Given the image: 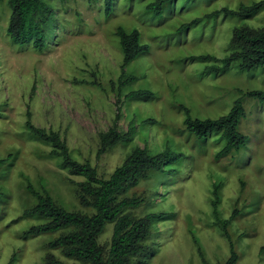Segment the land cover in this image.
Instances as JSON below:
<instances>
[{
	"label": "rangeland",
	"instance_id": "rangeland-1",
	"mask_svg": "<svg viewBox=\"0 0 264 264\" xmlns=\"http://www.w3.org/2000/svg\"><path fill=\"white\" fill-rule=\"evenodd\" d=\"M53 17L46 27L47 46L15 44L7 29L11 8L0 2V264H47L50 254L68 264H84L65 257L48 242L61 232L24 237L23 232L44 222L25 216L36 204L29 190L49 192L69 211L91 214L79 202L74 175L51 146L27 126L59 132L72 157L90 162L99 176L108 178L135 146L157 153L170 147L186 157L171 167L176 173L153 172L131 187L125 196L143 198L127 211L136 216L168 213L154 222L153 254L132 264L225 263L231 242L238 255L235 264H264V102L247 93L264 90V67L241 70L235 63L225 72L205 71L217 63L201 62L197 55L223 58L231 53L235 27H264V8L240 17V4L259 0H176L163 14L146 10L153 0H113L107 15L105 0H46ZM220 10L219 13H216ZM137 28L149 52L131 62L126 71L136 79L119 90L123 54L116 28ZM132 90H149L151 96L130 99ZM242 99L245 108L239 129L249 136L239 150L220 158L224 146L219 135L201 139L184 124L185 108L194 118H216ZM120 107V109H119ZM120 116L117 118V114ZM118 120L121 131L135 127L133 140L98 155L99 133ZM170 167V168H171ZM219 196V215L228 219V240L216 224L212 201ZM113 223H107L98 240L109 249Z\"/></svg>",
	"mask_w": 264,
	"mask_h": 264
},
{
	"label": "trees",
	"instance_id": "trees-1",
	"mask_svg": "<svg viewBox=\"0 0 264 264\" xmlns=\"http://www.w3.org/2000/svg\"><path fill=\"white\" fill-rule=\"evenodd\" d=\"M3 0H0V2ZM176 0H153L146 5V10L154 16L163 14L167 5ZM11 13L8 24V35L15 44L21 46L32 45L34 49L42 52L47 46L46 27L53 17V8L46 0H8ZM113 0H105L106 14L113 11ZM264 8V0L255 1L249 5L240 4L237 11L223 8L226 13L240 17H250ZM218 10L216 13H219ZM119 39L123 54L121 74L118 78L119 90L132 83L136 76L130 75L126 67L138 57L149 52V45L142 43L141 32L134 28L127 31L118 26L115 31ZM231 53L223 58L212 55H197L192 58L201 62L215 61L205 71L225 72L235 63L241 70H252L264 67V27L254 28L248 25L235 27L230 41ZM153 95L149 90H132L126 97L141 99ZM264 102V90H254L247 93ZM120 109V107H119ZM184 124L190 134L206 139L212 134L219 135L224 140V146L217 152L216 157L228 155L237 151L249 140V136L240 131L239 126L245 108L242 99H238L230 111L216 118H194L189 109L185 108ZM120 114H117V118ZM27 126L36 137L51 146L50 153L62 158V165L74 175L83 176L84 180L77 183L79 202L86 208H92L93 213L69 211L60 206L49 192L36 191L31 185L29 190L36 197V204L25 210V216H37L44 219L43 223L35 224L23 232L24 237H36L46 233L61 232L48 242L50 249H59L70 259L84 264H132L133 261L143 263L154 252V247L147 242L151 239L154 222L166 219L168 213H147L136 216L127 211L129 208L139 207L143 198L125 196L133 186L138 185L142 179L153 172L176 173L171 166L182 161L186 155L170 147L153 153L147 147L135 146L127 154L124 161L117 166L108 178L99 176L97 168L90 162H80L72 157L70 148L59 132L47 130L34 125L30 119ZM135 127L128 131H121L118 120L106 131L99 133L98 155L106 153L113 147L133 140ZM4 159H0V164ZM171 167V168H170ZM3 195L0 192V202ZM219 196L215 191L212 201L216 224L220 226L224 236L231 241L228 231L229 224L237 216L235 209L228 219L222 218L218 213ZM107 223H113V232L109 249L100 244L98 237L104 231ZM202 261L208 264L204 253L199 249ZM238 255L231 242V256L225 263L235 264ZM13 259L9 264H12ZM47 264H68L50 254L46 257Z\"/></svg>",
	"mask_w": 264,
	"mask_h": 264
}]
</instances>
